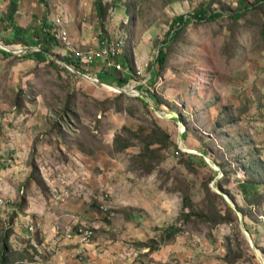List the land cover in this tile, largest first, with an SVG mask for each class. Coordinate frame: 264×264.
I'll return each mask as SVG.
<instances>
[{
    "label": "rangeland",
    "instance_id": "rangeland-1",
    "mask_svg": "<svg viewBox=\"0 0 264 264\" xmlns=\"http://www.w3.org/2000/svg\"><path fill=\"white\" fill-rule=\"evenodd\" d=\"M95 1L19 0L16 23L47 18L84 51L101 30L144 87L119 96L75 78L63 47L57 67L28 56L37 47H0V261L264 264V0H104V20ZM207 6L224 15L182 26L159 71L175 18ZM244 180L258 184L249 197Z\"/></svg>",
    "mask_w": 264,
    "mask_h": 264
},
{
    "label": "trees",
    "instance_id": "trees-1",
    "mask_svg": "<svg viewBox=\"0 0 264 264\" xmlns=\"http://www.w3.org/2000/svg\"><path fill=\"white\" fill-rule=\"evenodd\" d=\"M39 1L42 2V0H39ZM103 1L104 0H96L95 1V3H96L95 9L97 11V16H99V18L104 20V18L106 17L107 9L104 6ZM18 5H19V0H10V2L8 4L7 15L1 19V21L4 23V28H5L2 31V33L8 32V35L6 37H0V41L6 46L16 45V46H20V47H37L40 49V51H34L33 53H32V51H29L28 54H30V53L31 54L28 56L34 57L36 59V61H41L43 63H47V64H50V65L57 67L56 62L54 60H52V58H50L49 56L53 53V49L55 47H58V48L63 47L64 48V46H62L61 43L51 33L50 23L47 21V18L42 20L40 26H36L35 28L30 27V28L25 29V28L21 27L18 23H16L15 16H16L18 9H19ZM207 7L208 8H200L198 10H195L193 12V14L190 16V18H188V19L185 18V16H179V17L175 18V20L171 26L172 29L167 33V38H166L167 40L165 42H162V46L159 48L158 55L156 56V59H155V61L158 63L159 71H161L165 68V65L167 62L166 47H168L169 43L171 41H173L174 38L178 37L182 26H187L188 24L191 23V20L197 21V22H201L204 20L205 21H213V20H217V19L221 18L224 15L222 12H219V11H210V6H207ZM247 11H250V8L247 7V8H244L243 10L237 9L235 17L240 18ZM176 26H181V27L176 29ZM101 33L103 34V38L106 37L105 32L101 31ZM0 51L2 52V50H0ZM8 56H10V55H8ZM62 59L68 65L72 66L73 68H75L79 72L85 74L84 69L79 67L71 57L65 55L62 57ZM116 62L120 63L122 65V67L124 68V70H128L129 72L125 73V72H118L116 70H110V71L102 70L101 74H107L111 78H113V82L117 83L114 86H117L119 88H125L129 84L131 79H135L137 73L133 69L129 57L126 56V54H124L123 52H122L121 56L116 58ZM58 67H60V66H58ZM60 69L63 70L64 72L74 76L75 78H78V75H76L74 73L72 74V72H70L69 70H67L64 67H61ZM159 71L158 70L156 71L157 74ZM98 78L100 79V77H98ZM118 95L119 96H122V95L125 96L124 94H118ZM152 97H155V96L152 95ZM240 184H241L240 188L246 197H249L250 195H252V192L256 193V191H254V190L256 189L258 184L251 183L247 180L242 181ZM220 188L222 190L221 186H220ZM225 194L228 195L227 192ZM186 207H188V208L192 207L191 204L189 203L188 199H186ZM191 212H192V214L193 213L197 214V213H195L193 208H191ZM227 214H228V218H222V220H225V221L230 220L234 215V210L229 208L227 211ZM178 231H179L178 229L171 227L168 230V232H166V233H167L168 237L171 238V237H174L176 235V233H178ZM0 264H8V262H6V260L3 258V256L1 258Z\"/></svg>",
    "mask_w": 264,
    "mask_h": 264
},
{
    "label": "built area",
    "instance_id": "built-area-1",
    "mask_svg": "<svg viewBox=\"0 0 264 264\" xmlns=\"http://www.w3.org/2000/svg\"><path fill=\"white\" fill-rule=\"evenodd\" d=\"M58 25H61L62 23L58 20ZM51 33L55 36V38L61 43V45L64 46L66 52H68L66 55L71 57L75 63L84 69L86 77H88L90 80L89 82H92L93 84L100 85L104 88L112 89L114 92L120 93L119 90L109 87L108 85L99 84V81H101L98 77V74L102 72L103 68L104 71H110V70H116L118 72H129L128 70H124L122 65L120 63L116 62V58L119 57L123 50L121 48L122 41L115 40L112 42H109V39L103 38V34L101 31H99V34L101 36V43L98 45V48L96 50H81L79 48L74 47V43L72 42L70 36L67 34V30L62 31L61 28H56L55 24H51ZM100 66V67H99ZM72 67V66H71ZM98 67V71L94 74H89V70L87 68H94ZM73 68V67H72ZM75 69V68H74ZM78 71V70H77ZM135 79H131L129 84L123 89L126 94L138 96L139 93L138 89L139 87H144L142 81ZM87 80V79H86ZM106 83V82H105ZM108 84V83H107ZM111 85V84H109ZM140 85L138 88L137 86ZM114 86V85H113ZM117 87V86H115ZM119 88V87H117ZM2 207V201L0 198V208ZM27 229L29 232H33L35 229V226L33 225V221H31V224L27 226ZM78 235L80 236L81 240L84 242H89V240L92 238L93 232L89 229H80L78 230Z\"/></svg>",
    "mask_w": 264,
    "mask_h": 264
},
{
    "label": "water",
    "instance_id": "water-1",
    "mask_svg": "<svg viewBox=\"0 0 264 264\" xmlns=\"http://www.w3.org/2000/svg\"><path fill=\"white\" fill-rule=\"evenodd\" d=\"M0 47H1L2 49H6V48H7L6 46H4V44H2L1 41H0ZM30 49H33V48L25 47V48L22 49V50H24V52H27V51L30 50ZM36 49H37V51H40L39 48H36ZM61 63H62V64H63V65L69 70V71H71L72 73L78 75L79 77H82V78H85V79H87V80H90L88 77H86L85 75L81 74L79 71H77L76 69H74V68H72L70 65H68L65 61H61ZM99 84L108 85L109 87H112V88H115V89L119 90L120 93H124V94H126V92H125L123 89H121V88H117V87H115V86H113V85H109V84H107V83H105V82H103V81H99ZM182 134H183V133H180V139L182 138ZM247 236H248V238L250 239V242H251V244H252L251 236H250V235H247Z\"/></svg>",
    "mask_w": 264,
    "mask_h": 264
},
{
    "label": "bare ground",
    "instance_id": "bare-ground-1",
    "mask_svg": "<svg viewBox=\"0 0 264 264\" xmlns=\"http://www.w3.org/2000/svg\"><path fill=\"white\" fill-rule=\"evenodd\" d=\"M11 51V50H10ZM12 52H13V50H12ZM18 52V51H17ZM108 90H111V91H113L112 89H109V88H107Z\"/></svg>",
    "mask_w": 264,
    "mask_h": 264
}]
</instances>
